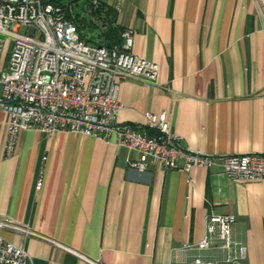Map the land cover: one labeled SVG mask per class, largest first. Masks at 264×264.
<instances>
[{
    "label": "crops",
    "instance_id": "crops-1",
    "mask_svg": "<svg viewBox=\"0 0 264 264\" xmlns=\"http://www.w3.org/2000/svg\"><path fill=\"white\" fill-rule=\"evenodd\" d=\"M100 2L133 31V54L157 66L154 85L120 80L117 124L146 133L144 114L166 113L188 151L264 155V19L255 0ZM95 34L78 29L86 41ZM7 122L0 109V215L37 237L0 236L33 264H184L199 253L172 259L170 252L199 242L210 212L235 216L232 234L246 248L240 264H264V178L236 182L219 168L138 173L127 166L136 155L113 138L62 132L20 131L5 157Z\"/></svg>",
    "mask_w": 264,
    "mask_h": 264
},
{
    "label": "built area",
    "instance_id": "built-area-1",
    "mask_svg": "<svg viewBox=\"0 0 264 264\" xmlns=\"http://www.w3.org/2000/svg\"><path fill=\"white\" fill-rule=\"evenodd\" d=\"M78 1L0 0V109L8 115L5 157L13 155L20 131H38L48 137L62 132L106 143L113 138L116 145L136 155L127 160V166L138 173L149 167L185 174L194 168H219L236 182L264 178L262 154L216 157L184 149L171 131L166 113H145L146 133L138 126L117 124L122 108L118 100L120 80L140 79L154 85L157 66L133 54L130 29L121 32L117 48L100 46L97 39L80 38L74 12ZM84 1L85 9L100 4V0ZM23 27L27 33L19 34ZM42 185L40 171L36 189ZM235 222L234 215L210 212L202 239L172 249L171 258H189V253L197 252L184 264H240L246 248L232 234ZM0 230L37 237L6 215H0ZM216 251L222 254L221 259L204 256ZM0 264L33 263L21 246L0 236Z\"/></svg>",
    "mask_w": 264,
    "mask_h": 264
},
{
    "label": "trees",
    "instance_id": "trees-1",
    "mask_svg": "<svg viewBox=\"0 0 264 264\" xmlns=\"http://www.w3.org/2000/svg\"><path fill=\"white\" fill-rule=\"evenodd\" d=\"M74 1V0H73ZM54 3L60 0H52ZM96 8L87 7L90 16L100 22V26L93 21H86L79 13H75V24L78 29L99 30L98 44L100 46L110 45V48H117L121 43L120 34L123 28L115 24V10L99 2Z\"/></svg>",
    "mask_w": 264,
    "mask_h": 264
},
{
    "label": "rangeland",
    "instance_id": "rangeland-1",
    "mask_svg": "<svg viewBox=\"0 0 264 264\" xmlns=\"http://www.w3.org/2000/svg\"><path fill=\"white\" fill-rule=\"evenodd\" d=\"M62 3H67L68 2V0H60ZM257 3H258V5H259V12H260V14H261V16L263 17V19H264V0H260V2L262 3V5H263V8H262V6L260 5V2H259V0H255ZM84 3H85V1L84 0H79L78 2H75L74 3V12H76V13H81L82 12V8H83V6H84ZM27 33V29L26 28H21L20 30H19V34H26ZM7 54V51L5 52V54H4V56Z\"/></svg>",
    "mask_w": 264,
    "mask_h": 264
},
{
    "label": "water",
    "instance_id": "water-1",
    "mask_svg": "<svg viewBox=\"0 0 264 264\" xmlns=\"http://www.w3.org/2000/svg\"><path fill=\"white\" fill-rule=\"evenodd\" d=\"M106 47L109 48L110 46L107 44Z\"/></svg>",
    "mask_w": 264,
    "mask_h": 264
}]
</instances>
